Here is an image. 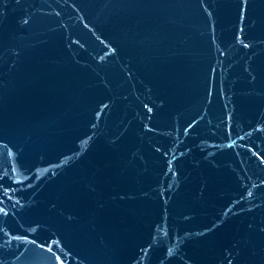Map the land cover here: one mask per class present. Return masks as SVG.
Segmentation results:
<instances>
[{"label": "water", "instance_id": "95a60500", "mask_svg": "<svg viewBox=\"0 0 264 264\" xmlns=\"http://www.w3.org/2000/svg\"><path fill=\"white\" fill-rule=\"evenodd\" d=\"M0 264H264V0H0Z\"/></svg>", "mask_w": 264, "mask_h": 264}]
</instances>
